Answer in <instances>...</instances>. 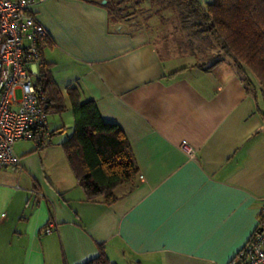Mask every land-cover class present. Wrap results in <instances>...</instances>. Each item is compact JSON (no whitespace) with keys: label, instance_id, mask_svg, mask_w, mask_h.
<instances>
[{"label":"crops","instance_id":"1","mask_svg":"<svg viewBox=\"0 0 264 264\" xmlns=\"http://www.w3.org/2000/svg\"><path fill=\"white\" fill-rule=\"evenodd\" d=\"M29 10L62 98L70 107L74 87L94 100L126 135L138 174L110 204L91 200L54 129L42 146L16 141L20 166L0 168V264H81L101 246L111 264H229L264 224L261 95L227 55L209 69L178 66L167 47L166 60L150 30L111 22L102 1L33 0Z\"/></svg>","mask_w":264,"mask_h":264},{"label":"trees","instance_id":"2","mask_svg":"<svg viewBox=\"0 0 264 264\" xmlns=\"http://www.w3.org/2000/svg\"><path fill=\"white\" fill-rule=\"evenodd\" d=\"M148 1L156 2L157 13L165 9L176 13L175 28L170 35L179 47H184L179 53L198 55L201 61H195V66L203 69L229 56L246 89L264 97V0ZM104 6L111 22L127 18L124 12L128 0H106ZM213 48L218 50L214 52ZM175 53L179 54L176 48ZM49 64L39 59L37 75V84L45 91L47 113L65 108ZM66 93L73 129L61 142L64 154L86 197L91 200L101 197L110 204L116 199L115 188L132 182L138 174L129 141L117 123L102 118L94 100L81 101L74 87H68ZM81 264L111 263L101 246L96 256Z\"/></svg>","mask_w":264,"mask_h":264},{"label":"built area","instance_id":"3","mask_svg":"<svg viewBox=\"0 0 264 264\" xmlns=\"http://www.w3.org/2000/svg\"><path fill=\"white\" fill-rule=\"evenodd\" d=\"M32 2L0 0V168L20 166L21 158L13 147L16 141L34 140L42 146L51 132L45 91L37 84L40 44L46 30L32 16ZM179 147L194 156L186 141H181ZM259 210L264 216V201ZM53 227L50 220L43 232L49 233ZM229 264H264V224Z\"/></svg>","mask_w":264,"mask_h":264},{"label":"rangeland","instance_id":"4","mask_svg":"<svg viewBox=\"0 0 264 264\" xmlns=\"http://www.w3.org/2000/svg\"><path fill=\"white\" fill-rule=\"evenodd\" d=\"M134 1L135 0H128L129 6L124 12L127 14V18L123 21H128L130 23L126 24L127 27H142L150 30L153 34L152 39L157 44L158 48L162 52V55L164 54L166 60L168 59V55L165 53V49H167V47L171 49L173 53L175 52V48L177 53H179L180 50H185L184 47H179L177 40L174 41L172 39V35H170L176 24V13L174 11L165 9L161 13H157L158 10L156 2L152 3L148 0H140L135 3ZM123 21H119V23ZM213 49L215 52L216 48ZM180 53L176 57L171 56V59H176L178 66L184 65L186 62H195L197 60L201 61L198 55L193 57L190 54ZM62 101L65 104V108L61 111H56L55 109L48 111L47 123L51 129L56 131L52 137H62L65 139L72 132L73 116L69 103L66 102L67 100L64 101L63 99ZM260 103L264 104L262 96ZM59 127H62L60 131L57 130Z\"/></svg>","mask_w":264,"mask_h":264},{"label":"water","instance_id":"5","mask_svg":"<svg viewBox=\"0 0 264 264\" xmlns=\"http://www.w3.org/2000/svg\"><path fill=\"white\" fill-rule=\"evenodd\" d=\"M106 0H102V3H105Z\"/></svg>","mask_w":264,"mask_h":264}]
</instances>
